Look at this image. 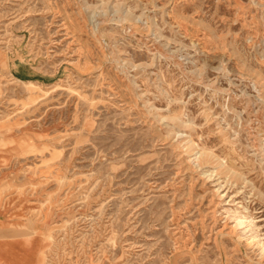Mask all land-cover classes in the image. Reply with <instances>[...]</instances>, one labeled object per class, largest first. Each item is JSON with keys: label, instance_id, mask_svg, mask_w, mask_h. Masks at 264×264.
<instances>
[{"label": "rangeland", "instance_id": "374dc122", "mask_svg": "<svg viewBox=\"0 0 264 264\" xmlns=\"http://www.w3.org/2000/svg\"><path fill=\"white\" fill-rule=\"evenodd\" d=\"M0 168L43 264H264V0H0Z\"/></svg>", "mask_w": 264, "mask_h": 264}, {"label": "crops", "instance_id": "0c3cea01", "mask_svg": "<svg viewBox=\"0 0 264 264\" xmlns=\"http://www.w3.org/2000/svg\"><path fill=\"white\" fill-rule=\"evenodd\" d=\"M28 182L8 181L0 168V264L44 263L43 235L49 215L39 206L38 195L30 197L23 190Z\"/></svg>", "mask_w": 264, "mask_h": 264}, {"label": "bare ground", "instance_id": "6f19581e", "mask_svg": "<svg viewBox=\"0 0 264 264\" xmlns=\"http://www.w3.org/2000/svg\"><path fill=\"white\" fill-rule=\"evenodd\" d=\"M28 83H29V85H32V82H28ZM28 83L26 85H28Z\"/></svg>", "mask_w": 264, "mask_h": 264}]
</instances>
